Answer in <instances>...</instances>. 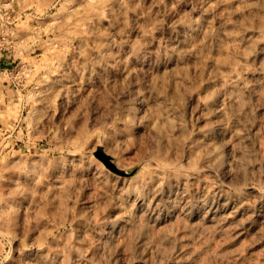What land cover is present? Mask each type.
<instances>
[{
	"label": "rangeland",
	"instance_id": "obj_1",
	"mask_svg": "<svg viewBox=\"0 0 264 264\" xmlns=\"http://www.w3.org/2000/svg\"><path fill=\"white\" fill-rule=\"evenodd\" d=\"M0 264H264V0H0Z\"/></svg>",
	"mask_w": 264,
	"mask_h": 264
},
{
	"label": "bare ground",
	"instance_id": "obj_2",
	"mask_svg": "<svg viewBox=\"0 0 264 264\" xmlns=\"http://www.w3.org/2000/svg\"><path fill=\"white\" fill-rule=\"evenodd\" d=\"M140 106H141V102H140V100L138 101L137 100V102H134V105L132 104V113H137L138 111H140Z\"/></svg>",
	"mask_w": 264,
	"mask_h": 264
},
{
	"label": "crops",
	"instance_id": "obj_3",
	"mask_svg": "<svg viewBox=\"0 0 264 264\" xmlns=\"http://www.w3.org/2000/svg\"><path fill=\"white\" fill-rule=\"evenodd\" d=\"M7 65L9 66V62L7 63Z\"/></svg>",
	"mask_w": 264,
	"mask_h": 264
}]
</instances>
